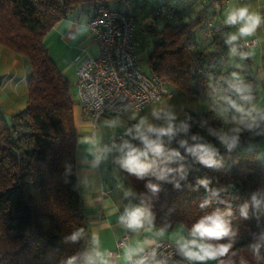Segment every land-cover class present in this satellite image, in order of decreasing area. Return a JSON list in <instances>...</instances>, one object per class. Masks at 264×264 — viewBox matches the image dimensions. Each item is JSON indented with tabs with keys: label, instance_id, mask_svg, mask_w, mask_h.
Segmentation results:
<instances>
[{
	"label": "trees",
	"instance_id": "1",
	"mask_svg": "<svg viewBox=\"0 0 264 264\" xmlns=\"http://www.w3.org/2000/svg\"><path fill=\"white\" fill-rule=\"evenodd\" d=\"M155 1L165 14H155L151 0H0V45L21 54L28 65L24 108L7 117L0 108V264H68L73 257L74 264H85L94 254L75 173L74 103L43 38L74 12L91 18L103 10L122 9L125 2L134 12L147 6L152 14L137 30L142 42L135 29L146 72L165 80L168 89L201 95L205 105L180 118L172 144L160 138L161 154L140 157L151 165L143 178L122 165L125 143L144 151L138 138L122 136L116 149H108L112 160L107 171L123 185L113 195L124 205L148 209L152 218L143 226L161 232L177 224L190 231L199 219L230 210L225 219L235 236L216 242L232 243L221 259L264 264V161L258 156L263 119L259 110L239 111L231 88L239 80L242 62L251 78L256 76L252 47H243L246 39L240 37L226 43L227 26L218 21L217 10L201 0ZM225 134L238 136L231 148L219 139ZM180 141L187 144L182 147ZM197 144L211 149L213 167L187 151ZM111 177L107 174L104 180L112 184ZM200 180L208 181L207 187ZM149 184L159 191L152 192ZM79 229L83 231L77 239H70ZM256 244L261 245L258 255L252 247Z\"/></svg>",
	"mask_w": 264,
	"mask_h": 264
},
{
	"label": "crops",
	"instance_id": "2",
	"mask_svg": "<svg viewBox=\"0 0 264 264\" xmlns=\"http://www.w3.org/2000/svg\"><path fill=\"white\" fill-rule=\"evenodd\" d=\"M229 1L223 0L222 7L217 10V19L222 24H225L226 12L231 9ZM258 1L264 3V0ZM258 14L261 17L264 16V6H261ZM88 19V14L78 11L68 18L59 20L46 33L43 44L60 73L67 79L69 93L74 103L73 114L78 133L75 148V173L82 210L95 243L91 258L94 264H104V262L126 264L127 249L138 246L144 249L156 239L163 237V233L148 226L130 229L122 223L120 217L125 215L126 210L134 208L124 205L113 195L115 188L111 187L110 181H103L104 172L111 161L108 143L103 141L98 130H94L89 120L83 116L76 87V71L79 65L85 59L96 57L99 53V47L87 26ZM226 26L228 31L231 26ZM255 34L259 37L258 45L264 49V25H260ZM251 58H254L253 54ZM27 75L28 65L24 57L0 45V108L5 117L24 108L27 96ZM203 105L205 100L201 106ZM129 117L121 116L117 120L118 124L127 125L126 120ZM102 120L109 121L106 117ZM125 232L129 233L126 244L117 247V240ZM115 251L118 255L109 254Z\"/></svg>",
	"mask_w": 264,
	"mask_h": 264
},
{
	"label": "built area",
	"instance_id": "3",
	"mask_svg": "<svg viewBox=\"0 0 264 264\" xmlns=\"http://www.w3.org/2000/svg\"><path fill=\"white\" fill-rule=\"evenodd\" d=\"M151 1L155 14H163V6L155 0ZM220 1L201 0L202 4L215 10L219 8ZM87 26L99 47V53L79 65L76 87L82 114L94 130L105 117L118 120L128 113H140L161 98L173 95L166 87L165 80L147 73L139 65V42L135 36L137 15L131 4L125 2L122 9L103 10L89 18ZM257 42V37L252 36L243 40L242 46L250 48ZM121 138L122 134H113L112 142ZM115 186L123 188L121 181ZM128 238V232L122 234L117 240V247L124 246ZM109 254L118 255V252ZM141 258H146V264H182L185 260L178 254V243L163 237L135 254L133 261ZM126 264L132 262L127 261Z\"/></svg>",
	"mask_w": 264,
	"mask_h": 264
},
{
	"label": "clouds",
	"instance_id": "4",
	"mask_svg": "<svg viewBox=\"0 0 264 264\" xmlns=\"http://www.w3.org/2000/svg\"><path fill=\"white\" fill-rule=\"evenodd\" d=\"M264 17L261 15L251 12L249 7L242 6L238 8L230 9L226 12V18L224 23L229 26H238L237 33L231 34L226 40V43L231 44L232 41L237 40L239 37H250L253 36L257 29L260 27ZM235 52V48L232 49ZM236 75L235 73L233 74ZM237 92H243L244 89L239 85H234ZM233 107H236L233 104ZM239 110V109H238ZM170 119H173L170 117ZM185 126V130H186ZM136 138H138L144 145V151L133 147L131 144L125 143L123 148H127L125 158L122 160V165L129 173L135 174L138 178L143 176L149 171L151 165L148 163L141 162V156H147L148 152H152L155 155H159L163 151L162 143L160 142L161 137L167 136L171 139L176 132V129L169 123L167 127H155L147 123L144 119L135 125ZM150 134H155L156 139H152ZM196 139V137H193ZM219 139L222 143L226 144L229 148L235 145L238 140V136L220 135ZM181 146L187 144L186 141H180ZM187 151L193 154H198L200 162L208 167H213L216 161L212 159L211 149L204 144H197L187 148ZM178 155V153H177ZM163 178V175L160 177ZM200 184L207 187L208 181L200 180ZM148 187L152 192L159 191V187L154 184H149ZM253 201L259 205L260 201L256 200L253 196ZM203 207V205H201ZM231 215V211L221 213L219 211L207 215L199 219L193 224L190 229L191 239L183 240L178 243V254L182 256L189 264L193 262H199V264H206L208 261H218V264H232L230 260L225 261L221 259L228 256L232 243H216L225 238L231 240L235 236V232L232 230L229 222L225 219V216ZM152 214L148 209L144 207H136L132 210H126L125 215L120 217L122 223H124L130 229H137L143 227L146 220H150ZM83 229H79L74 233L70 239L75 241ZM253 251L258 255L261 245H253ZM142 247L129 248L125 252V259L132 262V264H146V258L133 261V256L138 252H142ZM97 255H99L97 253ZM75 257L69 259L68 264H74ZM87 264H94L91 257L87 258ZM106 264V262H104ZM159 264V262H158ZM243 264V262H242Z\"/></svg>",
	"mask_w": 264,
	"mask_h": 264
},
{
	"label": "rangeland",
	"instance_id": "5",
	"mask_svg": "<svg viewBox=\"0 0 264 264\" xmlns=\"http://www.w3.org/2000/svg\"><path fill=\"white\" fill-rule=\"evenodd\" d=\"M225 3V2H224ZM223 0L220 1L219 8L217 10H220L222 7ZM242 6L249 7L251 12L259 13V10L261 6H264V3L259 2L258 0H244V2H237L236 0H230L229 1V7L231 9L238 8ZM137 13V22L139 21L140 25L138 24L136 27V35L139 38V40L142 42V36H138L137 30H140L142 24L147 25L151 20V11L146 6L143 9H137L135 11ZM264 17V16H263ZM264 22V20H262ZM261 25H264L261 23ZM139 27V28H138ZM238 26H231L229 27V30L226 32L227 37L231 34L237 33ZM253 36H256L258 39V42L256 45L252 46V53L253 54V71L257 72L256 76L252 79L248 72V65L244 62H242L238 66V70L240 71V75L238 76L239 80L232 84L233 93L235 95L236 101L238 102L239 111L242 109L246 110V112H252L253 110H259L261 113V117L263 119V134H264V49L261 48L259 44V37L257 34H254ZM142 46V45H141ZM138 57L140 60V67L147 71L148 67L145 64V52L143 51V47L139 49ZM242 66V67H241ZM241 67V68H240ZM234 85H239L244 89L243 92H237L235 90ZM169 90L173 93L171 97H163L160 100L156 101L154 104H152L150 107H148L146 110L136 113L130 116L131 120H126L128 123L127 125L118 124L117 120L112 118H107L109 121L100 120L99 125L96 130H98L99 134L101 135L103 141L105 140L108 143V149L111 151L113 149H116V144L118 142H112V135L113 134H122L124 139H130L131 137L136 138V128L135 125H137L141 119H144L147 123L159 128V127H167L169 123H172V125L175 127L180 118L191 111L196 110L198 107L201 106L204 98L201 95H194V94H186L179 92L175 89H172L169 87ZM126 116V115H123ZM172 117L173 119H170ZM133 121H137L133 123ZM129 129V130H128ZM164 142L167 144H172V138L169 139L167 136L162 137ZM110 144V145H109ZM119 145V143L117 144ZM111 153V152H110ZM109 154V160L111 159V154ZM258 156L261 160L264 161V137H262L259 140L258 143ZM116 161L118 162V158H116ZM111 163V161L109 162ZM108 163V164H109ZM116 167V166H115ZM112 170H114V166L112 165ZM111 170V171H112ZM104 172V171H103ZM112 176V184L115 189H118L119 187H116L115 185L120 182L119 177L107 171V169L104 172L105 177L106 175ZM105 181V180H103ZM110 181V180H109ZM122 183V182H121ZM163 237L165 239L171 240L173 242L179 243L186 239H191L190 237V231L187 230L184 226L181 224H177L175 228L171 231H164ZM182 264H189L188 261L184 260ZM193 264H199V262H193ZM206 264H217V261H208Z\"/></svg>",
	"mask_w": 264,
	"mask_h": 264
}]
</instances>
